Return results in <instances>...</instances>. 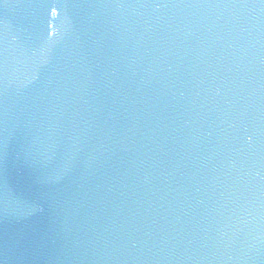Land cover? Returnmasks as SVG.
I'll list each match as a JSON object with an SVG mask.
<instances>
[{
    "label": "water",
    "instance_id": "obj_1",
    "mask_svg": "<svg viewBox=\"0 0 264 264\" xmlns=\"http://www.w3.org/2000/svg\"><path fill=\"white\" fill-rule=\"evenodd\" d=\"M0 264H264V0H0Z\"/></svg>",
    "mask_w": 264,
    "mask_h": 264
}]
</instances>
